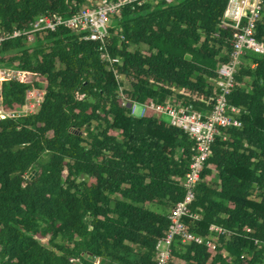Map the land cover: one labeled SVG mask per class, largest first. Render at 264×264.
<instances>
[{
	"label": "trees",
	"instance_id": "1",
	"mask_svg": "<svg viewBox=\"0 0 264 264\" xmlns=\"http://www.w3.org/2000/svg\"><path fill=\"white\" fill-rule=\"evenodd\" d=\"M100 1L0 0V27L27 29ZM227 3L126 7L105 47L64 27L0 47V65L21 72L0 84L4 111L45 91L36 113L0 119V264H157L194 142L152 110L131 116L127 103L208 115L237 34L222 24ZM256 39L264 43V10ZM228 99L241 125L215 137L193 204L201 219L186 221L197 235L212 225L231 235L216 250L176 240L170 264H264V54L245 52Z\"/></svg>",
	"mask_w": 264,
	"mask_h": 264
},
{
	"label": "built area",
	"instance_id": "2",
	"mask_svg": "<svg viewBox=\"0 0 264 264\" xmlns=\"http://www.w3.org/2000/svg\"><path fill=\"white\" fill-rule=\"evenodd\" d=\"M157 1L101 0L95 6L83 7L79 13L70 17L41 16L32 22L27 29L6 30L0 27V47L12 39H23L26 43H33L39 34L55 31L61 27L71 29L78 34L88 33L92 41L100 42L105 47L111 38L108 27L113 18L118 16L124 8L143 6ZM163 1L173 2V0ZM263 10L264 0H228L222 24L237 30V34L232 42L233 51L230 59L219 65L218 78L215 80L218 87V99L208 115L198 114L192 104L178 106L173 103L155 105L139 102L127 103L131 116L143 118L149 110H152L157 116L167 118L171 126L181 129L194 142L192 162L183 180L185 195L169 214V228L165 236L156 244L155 260L157 264H170L173 245L176 240H181L182 243L194 242L216 250L220 245V237L231 235L227 229L218 225L210 227L208 236L197 235L189 231L186 220L197 221L201 219L200 213L193 211V204L197 199V188L201 182L205 163L209 158L215 137L223 128L241 125V109L230 105L228 98L234 86V76L242 64V57L245 52L252 51L257 54H264V43L256 39L257 24ZM103 58L110 64L121 63L118 58H111L108 53L103 54ZM20 74L19 70L0 65V84L3 80H17ZM44 93V89L28 91L22 108L4 111L1 107L0 90V119H17L36 113L43 102Z\"/></svg>",
	"mask_w": 264,
	"mask_h": 264
},
{
	"label": "rangeland",
	"instance_id": "3",
	"mask_svg": "<svg viewBox=\"0 0 264 264\" xmlns=\"http://www.w3.org/2000/svg\"><path fill=\"white\" fill-rule=\"evenodd\" d=\"M94 4H95V3H94ZM115 22H116V18L114 17L109 27H111V26H112V27L115 26ZM134 48H136V47H132V49H134ZM141 48H143L144 50L147 49L146 46H141ZM124 86H125L127 89H130V82H128V81H124ZM164 120H165V121H169L167 118H164ZM44 243H46V242L44 241Z\"/></svg>",
	"mask_w": 264,
	"mask_h": 264
}]
</instances>
